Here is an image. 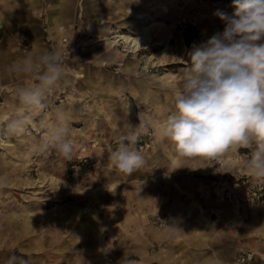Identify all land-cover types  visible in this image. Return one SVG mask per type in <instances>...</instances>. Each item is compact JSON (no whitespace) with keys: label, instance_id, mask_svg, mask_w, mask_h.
<instances>
[{"label":"rangeland","instance_id":"obj_1","mask_svg":"<svg viewBox=\"0 0 264 264\" xmlns=\"http://www.w3.org/2000/svg\"><path fill=\"white\" fill-rule=\"evenodd\" d=\"M16 2L0 0V68L8 69L0 83V264H214L217 257L264 264V181L246 167L253 147L232 148L214 161L185 158L161 135L188 52L223 30L215 13L231 15L233 0H151L145 10L156 22L152 42L137 49L114 37L139 26L121 24L125 15L110 32L97 33L84 20V0H76L73 20L59 26L54 43L46 11H37L43 44L61 54L64 76L45 111L31 115L21 112L16 90L36 83L35 75L12 66L30 57L34 44L12 38L19 26L4 20L18 14ZM124 2L144 8L141 0ZM65 36L69 54L62 51ZM58 110L69 115L71 160L55 150L32 151ZM19 119L30 123L11 131ZM139 119L149 129L135 145L145 164L128 175L110 154ZM142 143L148 146L140 149ZM170 219L182 229L174 236L161 221ZM247 253L252 258L239 263Z\"/></svg>","mask_w":264,"mask_h":264},{"label":"clouds","instance_id":"obj_2","mask_svg":"<svg viewBox=\"0 0 264 264\" xmlns=\"http://www.w3.org/2000/svg\"><path fill=\"white\" fill-rule=\"evenodd\" d=\"M233 7L231 15L215 13L223 30L188 52L190 63L161 135L171 141L175 154L185 158L214 161L232 148L252 146L246 167L254 179L264 181V0H233ZM12 71L35 75L36 83L16 90L20 110L27 115L45 111L48 93L64 76L61 54L48 50L15 63ZM139 121L133 131L118 137L110 154L112 165L128 175L145 164L135 145L141 132L147 134L149 129ZM28 123L29 119L13 120L9 129L19 133ZM69 124V115L58 110L32 151L55 150L71 160L74 147ZM161 221L169 236L182 230L178 219ZM214 264L224 262L217 257Z\"/></svg>","mask_w":264,"mask_h":264},{"label":"crops","instance_id":"obj_3","mask_svg":"<svg viewBox=\"0 0 264 264\" xmlns=\"http://www.w3.org/2000/svg\"><path fill=\"white\" fill-rule=\"evenodd\" d=\"M141 1L144 5L143 9H133L132 7L127 8L124 0H84V20H86L91 26H94L95 30L93 31H96L97 33H104L108 29L110 32L112 26H116L117 21L122 15H125V19L121 24L125 25L127 23L134 22V20L132 21L131 17L135 12L140 10L147 12L145 9L148 7L151 8L149 5L151 0ZM14 2L16 1L14 0ZM16 3L18 5L16 7H19V11H16L18 14L15 15V12L13 11L11 14L13 17L10 16V18L4 20H6L9 24L14 23L19 26L17 31L12 32V38L27 36L31 39L34 44V51L30 54V56H34L40 51L47 50V47L43 44L45 30L37 18L36 12L43 9L46 11V33L48 36L51 35L53 42L56 43L58 42L59 38V26L61 24L65 25L66 27L70 25L71 21L73 20L76 8V0H17ZM45 4H47V6H45ZM1 28L2 26L0 25V29ZM118 32L119 31H116L114 35H116ZM1 53L4 59H6V57L8 58V53ZM6 65L0 68V74L2 75L0 78V83L3 82L2 80L5 78V74H3V72L8 70L6 69Z\"/></svg>","mask_w":264,"mask_h":264},{"label":"bare ground","instance_id":"obj_4","mask_svg":"<svg viewBox=\"0 0 264 264\" xmlns=\"http://www.w3.org/2000/svg\"><path fill=\"white\" fill-rule=\"evenodd\" d=\"M131 19L132 21L134 20L139 26L133 27L134 30L130 31L129 33L118 32L116 33L115 37L121 39L123 43L134 49H137L144 44L151 43L153 36L152 33L155 29L154 26L156 25V22L149 17L148 12L141 10L137 11L132 15ZM59 30H62V28L59 27Z\"/></svg>","mask_w":264,"mask_h":264},{"label":"built area","instance_id":"obj_5","mask_svg":"<svg viewBox=\"0 0 264 264\" xmlns=\"http://www.w3.org/2000/svg\"><path fill=\"white\" fill-rule=\"evenodd\" d=\"M61 43L63 44L62 46V51H63V54H69L70 53V45H69V40L68 38L65 36V37H62L61 38ZM25 48H28V45L25 46ZM143 146H148L147 143H142V144H139L138 147L141 149ZM217 160V159H216ZM251 194L254 196L256 193L255 191L253 192H250V196H249V199L251 197ZM225 196L228 200H232L233 199V194L232 192L230 191H226L225 193ZM248 199V198H247ZM252 258V255L247 253V254H243L242 256H240V258L238 259L239 263H244V262H247L249 261L250 259Z\"/></svg>","mask_w":264,"mask_h":264}]
</instances>
